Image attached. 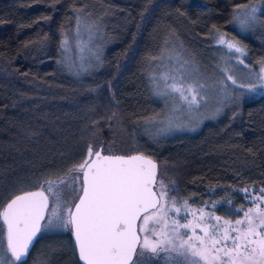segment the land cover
Here are the masks:
<instances>
[{"label": "trees", "instance_id": "1", "mask_svg": "<svg viewBox=\"0 0 264 264\" xmlns=\"http://www.w3.org/2000/svg\"><path fill=\"white\" fill-rule=\"evenodd\" d=\"M237 5L260 6L259 30L238 25ZM261 10L264 0H0V206L10 193L62 176L91 144L103 154L111 148L149 156L175 183L178 199L240 218L236 210H246L264 188V97L193 132L160 135L147 130L157 107L146 59L169 39L218 54L213 40L226 34L245 49L246 64L256 66L264 62ZM78 19L103 37L102 65L86 74L65 61L78 50ZM4 229L0 221V253ZM38 255L51 264H80L69 230L38 236L27 264Z\"/></svg>", "mask_w": 264, "mask_h": 264}, {"label": "snow or ice", "instance_id": "2", "mask_svg": "<svg viewBox=\"0 0 264 264\" xmlns=\"http://www.w3.org/2000/svg\"><path fill=\"white\" fill-rule=\"evenodd\" d=\"M235 10L242 26L256 22L255 6L237 5ZM225 35L217 36L218 43L247 54L237 43L226 41ZM257 78L264 88V62H260ZM160 79L189 110L193 105L199 108L204 100L199 91L203 85L189 82L179 68ZM227 79L236 84L231 76ZM107 151L109 154H102L104 149L94 150L89 144L84 159L62 176L42 179L35 191L10 193L9 200L0 206V221L6 226V249L0 253V264H27L41 221L45 231L72 232L83 264H132L134 255L136 264L149 260L165 264H264V188L253 205L236 210L242 214L240 218L225 219L203 207L193 209L187 200L178 204L169 195L174 182L166 185L163 175L157 179L153 160L142 155H116L111 148ZM241 191L248 193V189ZM181 229L185 231L181 233ZM146 253L151 256L146 257Z\"/></svg>", "mask_w": 264, "mask_h": 264}, {"label": "rangeland", "instance_id": "3", "mask_svg": "<svg viewBox=\"0 0 264 264\" xmlns=\"http://www.w3.org/2000/svg\"><path fill=\"white\" fill-rule=\"evenodd\" d=\"M252 6L258 9L257 15L260 6L251 5L249 7ZM237 22L238 25H241L238 20ZM86 23L81 21L79 22V26H77L78 37L76 45L78 50H76L75 56L65 58L69 69L75 70L80 74H86L95 70V68H99L105 56L102 52L103 37L100 35V30L95 25H87ZM241 28L250 32L259 30L256 22L251 26L244 25ZM225 39L226 41L237 43L236 41L229 40L226 36ZM213 45L218 54L212 53L207 55L201 49L196 48V50L190 51L182 43L169 39L162 43V47L157 54L146 59L145 76L148 91L157 107L156 111L147 120V130L150 131L152 129L154 133L160 135L193 132L205 122L215 121L223 115L230 113L231 108H236L240 104L258 96L264 97V88H261L260 81L257 78L260 64L248 66L246 64V55H241L234 49L229 50L225 44L218 43L217 36L213 40ZM238 46L243 48L240 44ZM161 57H163L162 60L160 59ZM241 60L243 63H241ZM177 68L181 69V72L185 74V78L189 82H196L197 86L203 85V88H200L199 91L204 100L200 101V96L197 97L198 101H200L199 108L193 105L192 110H189L187 104L179 99L178 94L172 93L167 89L165 82L160 79L163 74ZM228 76H231L236 81V84H233L232 80H228ZM170 121L173 125L172 127H169ZM116 129L119 132L123 131L121 126H118ZM161 175H163L166 185H170V182H173L167 178V175L163 171L158 170V180ZM171 187H174V191L170 190L169 195L174 196L178 204L183 202L176 196L175 183L174 185H170ZM251 201V205H253L255 198H252ZM49 206L51 207V200L49 201ZM190 207L199 209L193 206ZM261 207H264V205H261ZM169 215L173 216L174 213L170 212ZM183 215L184 211L182 209L181 217ZM45 219H47V214ZM188 219H192L191 215L188 216ZM43 225L44 221L38 235L39 237L68 231L63 229L45 231ZM180 231L183 233L185 230L181 229ZM197 233H199V229H197ZM137 253H139V248ZM145 255L151 256L150 253H146ZM161 255L164 254L162 253ZM136 260L137 256L135 255V260L132 264H136ZM152 262L153 260H149L147 264H153ZM32 264L51 263L38 255L36 262Z\"/></svg>", "mask_w": 264, "mask_h": 264}, {"label": "water", "instance_id": "4", "mask_svg": "<svg viewBox=\"0 0 264 264\" xmlns=\"http://www.w3.org/2000/svg\"><path fill=\"white\" fill-rule=\"evenodd\" d=\"M102 154H103V153H102ZM130 155H142V156H145V157H147V158L153 160L151 157L146 156V155H143V154H140V153H135V154H130ZM124 156H129V155H124ZM153 161H154V162L156 163V165H157V177H158V170H159V169H158V163H157L155 160H153ZM34 191H35V190H34ZM42 223H43V221H41V226H42ZM5 228H6V226H5ZM38 235H39V232L37 233L36 238H35L34 241H33V245L30 247L29 255L31 254V252H32V250H33V248H34V246H35V243H36V240H37V238H38ZM71 236H72V240H73L74 247H75V240H74V237H73L72 232H71ZM137 250H138V248H137ZM75 251H76V256H77V260H78V262H79L80 264H83V262L79 261V259H78V254H77L76 247H75ZM134 258H135V255L133 256V261H134ZM133 261H132V263H133Z\"/></svg>", "mask_w": 264, "mask_h": 264}]
</instances>
